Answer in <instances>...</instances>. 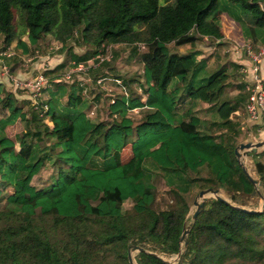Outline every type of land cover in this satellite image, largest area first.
<instances>
[{
	"label": "trees",
	"instance_id": "obj_1",
	"mask_svg": "<svg viewBox=\"0 0 264 264\" xmlns=\"http://www.w3.org/2000/svg\"><path fill=\"white\" fill-rule=\"evenodd\" d=\"M223 15L264 45V0H0L2 49L15 41L25 54L52 39L95 55L120 43L141 63L130 80L121 76L123 90L103 105V118L89 110L104 92L60 77L65 60L44 70L42 119L0 77V264H130L128 252L134 264H264V205L249 211L207 194L191 216L202 188L233 204L264 193V159L246 163L255 185L234 152L242 91L226 96L227 65L209 67L198 44L210 37L227 45ZM133 109L148 115L136 119ZM32 117L41 129L9 132ZM46 161L56 171L36 187ZM158 180L170 202L155 209Z\"/></svg>",
	"mask_w": 264,
	"mask_h": 264
},
{
	"label": "rangeland",
	"instance_id": "obj_2",
	"mask_svg": "<svg viewBox=\"0 0 264 264\" xmlns=\"http://www.w3.org/2000/svg\"><path fill=\"white\" fill-rule=\"evenodd\" d=\"M22 36L24 37V35H22ZM49 37H51V36H49ZM49 37H48V39H49ZM202 43H203V46L204 45L205 46L210 45L212 50L215 49L217 53H221V54L226 53V55H228V54L230 55L231 54L230 51H233V47H234V45L231 47L228 46L229 48L226 49L223 45H214V43L212 41L201 40L200 45H199V48L201 47L200 49H203ZM198 44H199V42H198ZM113 46L114 45L111 46V49H112V51H114L116 53V55H114L113 62L109 64L110 66L107 64L100 63L95 68H93V70L90 73L87 74L91 78L88 81H85V83L87 84V90L90 87L89 90H93V93H95L96 91L97 92H102V91L104 92V93L102 92L103 94L101 95V97H98V100L100 98L99 101L94 100L95 104L92 106L93 112L90 113V111H89V114L93 115V114L97 113L102 118L105 117V113H106L103 105L110 103L111 98L112 97L115 98L116 94L119 91L123 90L124 86L122 85L121 76L130 80L129 77H134L136 75V72L139 73L138 71L141 68V63L139 61H137L136 59H133L134 57H132V55H130L129 57L126 56L127 55L126 53H128V49H129L128 46H125L123 44H119L118 46H114V47ZM169 46L171 48H176V46L172 42L169 44ZM47 47H48V49H47ZM86 47L87 46L84 47L83 45H72V46L67 47L66 49L61 50L60 43L58 41H54V40L50 39V40H45V41L43 40V43L41 42L40 45L37 44V46L32 47V49L26 55H23L21 48L17 44V42L14 41L11 43V45L2 49V42L0 40V64H1V68H2L3 63H6V64L8 63L6 58H4L5 56H7V57L14 58V59L9 60V64L12 65L14 70H16V68L19 70L20 69L23 70V69H26V67H28L27 69H30L29 68L30 64L37 61V58H41L42 60H44V62H43L44 67L49 68L48 66H52V64L53 65L56 64V61H58L57 59L62 54L63 58H65V61H66L65 67L60 69L61 73H63L71 65V64L69 65V61L72 59V57L70 55H72L74 53H77V54L89 53L88 50L86 49ZM123 51H124V53L122 54V56H120L121 52H123ZM30 56H32V57L27 59V57H30ZM92 56H93L92 54L91 55L88 54L86 56V58L83 60L86 61L87 65L92 64L90 66L94 67V62H92V60H93ZM22 58H24V59H22ZM18 59H19V61H17ZM9 64H7V65H9ZM97 67H99V68H97ZM112 67H114V68L112 69ZM101 68L104 69V70L102 69L103 70L102 73H101V70H98ZM108 70H113L114 74L111 75ZM13 71H12V69H10L11 74L13 73ZM23 73H25V71ZM33 74H31V73L26 74L25 73V74L21 75V78H27V77L29 78ZM13 75H15V73H13ZM0 76L3 79H5L3 74L1 73V71H0ZM95 76L97 78L99 76L103 77L102 81L99 84L97 82H91L92 78H94ZM112 76H116V77H112ZM102 82H103V84H102ZM7 85H8V83H7ZM135 86L137 87L138 85L135 84ZM9 87L10 86L8 85L7 88L9 89ZM231 87L232 86H229L227 88H231ZM14 92L19 94V93H22L24 91L21 89H19V90L14 89ZM16 98L22 101V103L24 104V107H26L25 109H27L28 111L30 109V111H29V114H30V112H31L30 104L28 102H26V100L21 99L22 96L20 98H18V97H16ZM147 110L148 109H144V110L133 109L132 111H130V115L133 116L134 118L138 119L139 117L147 116L148 115ZM32 119H33V121L29 122V124L27 126L24 124V122H21L17 125V127H11L9 129V132L11 134H13V133H15V131H17L19 129L24 131V129H26V130L28 129L26 127H29L30 129H33V130L38 129V128L41 129L42 120H34L33 117H32ZM262 130H264V126H261L260 129H257L255 127L251 131L250 127H247L245 124H243L242 133L238 136V139H237L238 144L240 142H246V141H253L254 142V141H258L260 139H264V137H263L264 134H261V132H263ZM257 149H258L257 152L253 151L251 153V155H245L247 149L246 148L244 149V154L241 157H242V161L244 162L245 165L247 162H250L249 160H252V159H264V144L259 146ZM126 150L129 151L128 148ZM55 169H56L55 165L46 161L44 163V165L42 166V168L40 169V171L33 177L32 183L36 187H40V186L44 185L45 183L48 182L49 175L56 171ZM256 185H259V183H257ZM261 189L264 192V185L261 187ZM197 193H195L192 197V204H193V200L196 197ZM221 195L223 196L222 193H221ZM198 200L200 201V198H198ZM236 201H237L236 202L237 204H243L244 207L246 206V207L261 209L262 206L264 205V193L263 194L253 193L250 196H246V197L238 196ZM169 202H170L169 193L166 190V187L161 182V180H158L157 181V190L155 193V199L152 203V206L155 209H160V208L165 207L166 204H168ZM124 204L128 208L131 207V202H125ZM193 206L196 208L195 204H193Z\"/></svg>",
	"mask_w": 264,
	"mask_h": 264
},
{
	"label": "built area",
	"instance_id": "obj_3",
	"mask_svg": "<svg viewBox=\"0 0 264 264\" xmlns=\"http://www.w3.org/2000/svg\"><path fill=\"white\" fill-rule=\"evenodd\" d=\"M102 46L103 51L92 56L94 67L90 66L92 64L87 65L85 60L76 61L75 59H71L69 61V65H71L60 74V77L65 80H71L74 76H77L80 79V83L83 85L84 90H87V84L85 81H88L91 78L87 75L90 67L95 68L104 59H108L112 56V45L102 44ZM240 47L243 48L246 58L250 61V64L248 65L242 64L240 69L243 74L248 73V76L243 81L246 93L244 110L248 119L255 122L256 128L260 129L261 126H264V81L259 74V62L264 55V46L255 48L252 43L247 41L240 45H234V53H237ZM31 57L32 56L27 57V59ZM43 62L44 60L41 59L40 65L37 67L38 69L29 78H21L13 75V73L11 74V68L6 63H3L1 68V73L4 76L6 83L10 86V89L13 91L14 89L23 90L27 95L28 103L31 106L32 112L39 118L44 116L45 110L48 107L43 93L45 87L50 83L48 76L44 73V70L47 69V67H44ZM102 79L103 77L99 76L96 79V82L99 84ZM113 100L114 98H111V102ZM89 111L92 113L93 109H90ZM25 130L26 129H24V131Z\"/></svg>",
	"mask_w": 264,
	"mask_h": 264
},
{
	"label": "crops",
	"instance_id": "obj_4",
	"mask_svg": "<svg viewBox=\"0 0 264 264\" xmlns=\"http://www.w3.org/2000/svg\"><path fill=\"white\" fill-rule=\"evenodd\" d=\"M220 31H221V37H220L221 41H224L227 43V45H223L226 49L233 46V45H240L241 43L248 41V40L244 39V37L241 33L240 25L238 24V22L234 21L233 19H231L227 15H223V20H222V25H221ZM202 40L212 41L210 39V37L209 38L205 37ZM200 41H199V45H200ZM38 44L40 45L41 42H39ZM119 44L120 43L115 44V46H118ZM252 45L255 48H257L259 46H264V45L256 46L254 44H252ZM202 46H203V43H202ZM47 49H48V47H47ZM201 50H203L202 51L203 54L209 55V60H208L209 67L213 68V67L220 65V64H223V63L227 65L226 72H225V78L223 80V83L226 84V93L225 94L228 97H235L239 90L242 91L241 96H243L242 97L243 99L239 103V105L237 106L236 111L241 115L240 119L242 120L243 124H245L247 127H250V129L252 131L256 127V124H255V122L248 119V117L245 113V110H244V102L246 99V93L242 87L244 86L243 81L248 76V73L243 74L240 69H241L242 64L248 65V64H250V61L246 58L243 48L240 47V49L238 50L237 53H234V51H230L231 54L230 55L228 54L229 56L226 55V53H223V54L217 53L215 49H213V50L211 49L210 45L209 46L204 45L203 49H201ZM123 53H124V51L121 53L120 56H122ZM26 54L27 53H25V54L23 53V55H26ZM87 55L88 54L86 53V56ZM62 58H63V56L61 54L60 57L57 59L58 61H56V64L65 60V58H63V59ZM12 59H14V58H12ZM22 59H24V58H22ZM40 60H41V58H37V61H35L34 63H31L29 66L30 69H27L28 67H26V69H23V70H21V69L19 70L16 68V70H17L16 71L13 69L12 65H10V64L9 65H10V68L12 69V71L14 70L13 73H15L16 76L21 77V75L25 74V73L26 74L35 73L36 70L38 69L37 67L40 65ZM17 61H19V59ZM53 66L54 65L52 64V66H49V67H53ZM113 68L114 67H112V69ZM0 71H1V64H0ZM24 71H25V73H23ZM109 72H110V74H114L113 70H109ZM259 74L264 81V55L261 57L260 62H259ZM112 77H116V76H112ZM229 86H232V87L227 88ZM9 90H11L10 87H9ZM11 91H13V90H11ZM13 93L18 98H20L22 96L21 99L26 100V102H28L27 95L24 92L17 94L16 92L13 91ZM19 123H21V122L17 121L15 127H17V125ZM262 131L263 132H261V134H264V130H262Z\"/></svg>",
	"mask_w": 264,
	"mask_h": 264
},
{
	"label": "water",
	"instance_id": "obj_5",
	"mask_svg": "<svg viewBox=\"0 0 264 264\" xmlns=\"http://www.w3.org/2000/svg\"><path fill=\"white\" fill-rule=\"evenodd\" d=\"M264 144V139H260L258 141H246V142H240L235 148H234V152L236 154V156L238 157L239 163L243 168V171L249 176L250 180L252 181V183H254L255 185L257 183H259V180L257 178H254L250 175L248 169L246 168V165L244 164V162L242 161L241 156L244 154V149H251L253 151H256L257 148L261 145ZM207 194H211L213 196H215L216 198H219L223 201H225L226 203L239 208V209H247L249 211H254V209H248L245 208L243 206V204H233L231 203L227 198H225L224 196H222L217 188H211V187H207V188H202L198 191L196 197L193 200V204L196 205V208L194 209L193 213H192V218H195V216L197 215V213L199 212L200 208L203 206V202L207 199ZM198 198H200V201L198 200ZM186 227H183V231L181 234V240L184 238V235L186 234ZM184 244H186V241H183ZM135 249H142V247L138 246V245H133L131 246V250H135ZM128 261L130 264H134L131 253L128 252Z\"/></svg>",
	"mask_w": 264,
	"mask_h": 264
}]
</instances>
